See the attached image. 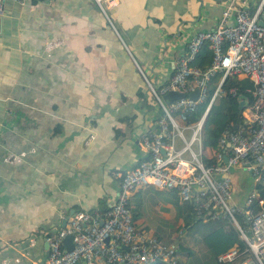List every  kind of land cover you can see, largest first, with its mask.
Masks as SVG:
<instances>
[{"label":"crops","instance_id":"0c3cea01","mask_svg":"<svg viewBox=\"0 0 264 264\" xmlns=\"http://www.w3.org/2000/svg\"><path fill=\"white\" fill-rule=\"evenodd\" d=\"M223 3L6 1L0 18V264L43 262L46 237L70 217L108 209L120 175L148 157L142 138L157 129L161 114L154 90L169 81L189 39L217 25ZM202 151L218 160L223 148ZM19 153L21 160H7ZM243 172L249 173L242 166L230 171L236 202L253 186L238 182ZM184 202L153 183L130 195L137 226L176 242L178 262L212 264L190 236L181 243L169 237L171 224L178 231L190 226L179 213Z\"/></svg>","mask_w":264,"mask_h":264},{"label":"built area","instance_id":"2783aa9c","mask_svg":"<svg viewBox=\"0 0 264 264\" xmlns=\"http://www.w3.org/2000/svg\"><path fill=\"white\" fill-rule=\"evenodd\" d=\"M6 1L20 5L26 2L0 0V18ZM261 20H264V0H224L217 25L199 30L189 39L169 81L159 91L154 90L162 111L157 118V129L148 131L142 138L148 157L120 175L117 195L105 212L79 211L48 235V255L43 262L35 264H96L100 260L107 264L155 261L176 264L178 244L147 233L137 226L133 217L130 195L138 185L146 183L175 190L181 200L192 202L198 216L226 217L236 226L246 245L232 246L218 255V261L264 264V206L251 212L250 198L236 202L230 175L236 166L252 174L264 169V23ZM55 42H48L46 48L51 49ZM204 44L212 51L210 63L204 67L192 65L190 61ZM218 74L220 78L205 111L198 119L191 120L188 112L206 99L209 83ZM230 75L247 77L253 82V87L248 89L253 101L247 100L243 109L245 123L226 127L221 132L219 144L223 151L217 153L219 161L206 164L202 159L205 116L212 102L224 93L222 83ZM169 89L182 91L184 96L166 101L163 94ZM195 89H198L196 98L190 96ZM228 90L231 95L237 94L236 86ZM177 141L181 146H177ZM194 143L197 148L193 147ZM23 155L10 154L7 160L18 161ZM223 155L227 156L225 161ZM242 213L249 221L247 227L237 220V215ZM68 234H72L71 249L63 244Z\"/></svg>","mask_w":264,"mask_h":264},{"label":"trees","instance_id":"16d2710c","mask_svg":"<svg viewBox=\"0 0 264 264\" xmlns=\"http://www.w3.org/2000/svg\"><path fill=\"white\" fill-rule=\"evenodd\" d=\"M211 57V48L208 46V44H204L200 48L195 58L190 61V63L192 65L204 67L210 63ZM219 78L220 74L212 78L209 83L208 95L206 99L197 103L193 111L188 112V118H190L191 120H196L202 115L208 105L209 97L213 92V89L215 88V85ZM231 86H236V95H231L229 93L228 89ZM252 87L253 82L247 77L230 75L224 79L222 83L224 93L218 96L214 102H212L205 116L202 133V145L205 149H220L219 136L223 129H225L226 127H237L245 123L243 110L239 108L238 96L239 94H245L248 101L251 103L253 101V95L248 89ZM140 92L141 95H143L141 89ZM202 159L206 164L217 161L214 157L207 156V154H203ZM249 174L252 173L249 172ZM253 175H256L254 179L255 181L252 182L253 186L251 187V189H249V192L246 195L245 199H251V212H256L259 208L264 206V169H259L258 172ZM260 200H263V202L261 203ZM183 212H185L183 215V220L185 221L186 226L201 224L208 227L207 231L203 235V240L207 247L211 250V255L213 256V259L215 261L217 260V256L220 253L228 250L232 246L237 245L240 248H243L246 245L245 241L240 237L239 230L228 218L218 217L204 220L202 216H198L196 214L195 208L191 201H185L183 205H180L179 213ZM237 220L240 224L246 227L249 226V221H247L245 214H238ZM248 234H250L249 229ZM148 264L170 263L164 261H155ZM176 264L184 263L179 260V262H177Z\"/></svg>","mask_w":264,"mask_h":264},{"label":"rangeland","instance_id":"374dc122","mask_svg":"<svg viewBox=\"0 0 264 264\" xmlns=\"http://www.w3.org/2000/svg\"><path fill=\"white\" fill-rule=\"evenodd\" d=\"M185 134L188 136L189 131H185ZM181 142L177 141V146H181ZM194 148H197L196 143L193 144ZM239 183H243L246 181L248 184L251 182L255 181V177L253 174H249L247 172H243L242 174L238 175ZM208 227L201 225V224H193L187 228L185 231H178L177 228L171 224L169 226V237H172L175 241L181 243L184 242L188 236L191 237L190 243L194 244L196 251L198 254L201 256V258H210L212 264H217V262L213 259V256L211 255V250L207 247L203 240V235L207 231ZM188 242V240L186 241ZM182 251L184 252L185 250L182 248ZM210 255V257L208 256Z\"/></svg>","mask_w":264,"mask_h":264},{"label":"water","instance_id":"95a60500","mask_svg":"<svg viewBox=\"0 0 264 264\" xmlns=\"http://www.w3.org/2000/svg\"><path fill=\"white\" fill-rule=\"evenodd\" d=\"M260 22L264 23V20H261ZM198 94V89H195L190 92V96L196 98ZM184 92L178 91L175 89H169L166 93L163 94V98L166 101L173 102L175 99L183 97ZM239 108L243 109L247 105V96L245 94H239ZM227 159L226 155H223V160L225 161ZM105 241H108V238H105ZM48 244V243H47ZM63 244L67 249H71L73 247V241H72V234H68L63 239ZM124 248H126V245H122Z\"/></svg>","mask_w":264,"mask_h":264}]
</instances>
